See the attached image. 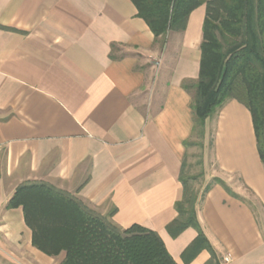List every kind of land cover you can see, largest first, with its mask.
<instances>
[{
    "label": "crops",
    "instance_id": "0c3cea01",
    "mask_svg": "<svg viewBox=\"0 0 264 264\" xmlns=\"http://www.w3.org/2000/svg\"><path fill=\"white\" fill-rule=\"evenodd\" d=\"M204 16L201 4L160 44L131 0H0V264L64 259L33 246L22 208L7 207L18 185L37 181L118 227L155 231L177 264H264V167L235 99L205 124L209 186L195 212L212 252L187 250L194 227L166 228L193 145L182 83L198 79Z\"/></svg>",
    "mask_w": 264,
    "mask_h": 264
},
{
    "label": "trees",
    "instance_id": "16d2710c",
    "mask_svg": "<svg viewBox=\"0 0 264 264\" xmlns=\"http://www.w3.org/2000/svg\"><path fill=\"white\" fill-rule=\"evenodd\" d=\"M131 1L160 44L169 30H183L190 12L205 4L198 79L182 83L191 94L192 132L203 139L206 120L235 99L250 112L264 167V0ZM194 178L181 173L183 196L175 203L177 217L166 228L176 236L194 227L197 236L187 250L211 251L196 218L199 193L191 187ZM213 181L229 191L220 179ZM19 206L33 246L49 256L65 252L59 264H177L155 231L139 224L118 227L72 193L49 183L18 185L7 207Z\"/></svg>",
    "mask_w": 264,
    "mask_h": 264
},
{
    "label": "rangeland",
    "instance_id": "374dc122",
    "mask_svg": "<svg viewBox=\"0 0 264 264\" xmlns=\"http://www.w3.org/2000/svg\"><path fill=\"white\" fill-rule=\"evenodd\" d=\"M214 114L215 111L211 116L213 117ZM193 137L194 138L192 141L194 144L188 148L187 155L185 157V176L189 178L195 177L194 180L190 181L191 187L194 190L198 191L199 195H201L205 189V183L202 178L203 171L201 165L203 139L199 137L196 132L194 133Z\"/></svg>",
    "mask_w": 264,
    "mask_h": 264
},
{
    "label": "built area",
    "instance_id": "2783aa9c",
    "mask_svg": "<svg viewBox=\"0 0 264 264\" xmlns=\"http://www.w3.org/2000/svg\"><path fill=\"white\" fill-rule=\"evenodd\" d=\"M224 260H225V261H228V260H229V257H224Z\"/></svg>",
    "mask_w": 264,
    "mask_h": 264
}]
</instances>
